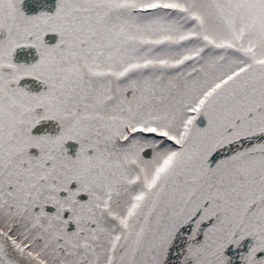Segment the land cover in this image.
Returning <instances> with one entry per match:
<instances>
[{
	"label": "snow or ice",
	"instance_id": "6c2138e0",
	"mask_svg": "<svg viewBox=\"0 0 264 264\" xmlns=\"http://www.w3.org/2000/svg\"><path fill=\"white\" fill-rule=\"evenodd\" d=\"M25 3L0 0V264H264V0Z\"/></svg>",
	"mask_w": 264,
	"mask_h": 264
},
{
	"label": "flooded vegetation",
	"instance_id": "af4514ba",
	"mask_svg": "<svg viewBox=\"0 0 264 264\" xmlns=\"http://www.w3.org/2000/svg\"><path fill=\"white\" fill-rule=\"evenodd\" d=\"M53 0H49V3H52ZM24 8L28 11V12H35V8L36 6L33 5L32 0H26V3L24 5ZM51 10V9H50ZM54 42V41H53ZM23 55H21L20 57H18V59H23ZM35 90H39L38 88H36Z\"/></svg>",
	"mask_w": 264,
	"mask_h": 264
}]
</instances>
